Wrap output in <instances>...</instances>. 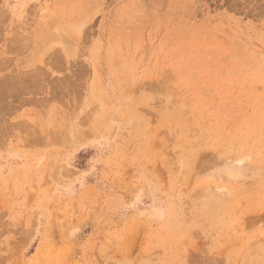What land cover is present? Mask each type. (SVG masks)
Returning <instances> with one entry per match:
<instances>
[{"label": "rangeland", "instance_id": "374dc122", "mask_svg": "<svg viewBox=\"0 0 264 264\" xmlns=\"http://www.w3.org/2000/svg\"><path fill=\"white\" fill-rule=\"evenodd\" d=\"M0 264H264V0H0Z\"/></svg>", "mask_w": 264, "mask_h": 264}, {"label": "bare ground", "instance_id": "6f19581e", "mask_svg": "<svg viewBox=\"0 0 264 264\" xmlns=\"http://www.w3.org/2000/svg\"><path fill=\"white\" fill-rule=\"evenodd\" d=\"M15 45H17V44H15ZM16 47V46H15ZM63 47L67 50L68 49V47H70V44L69 43H66V42H64V44H63ZM19 86V85H18Z\"/></svg>", "mask_w": 264, "mask_h": 264}]
</instances>
